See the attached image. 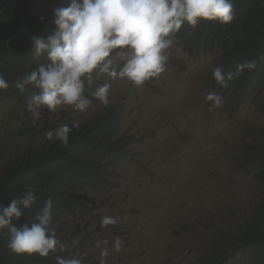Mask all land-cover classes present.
Segmentation results:
<instances>
[{
  "label": "rangeland",
  "instance_id": "rangeland-1",
  "mask_svg": "<svg viewBox=\"0 0 264 264\" xmlns=\"http://www.w3.org/2000/svg\"><path fill=\"white\" fill-rule=\"evenodd\" d=\"M2 1L13 11H23L29 21L42 17L47 26L52 25L53 10L69 4ZM177 37L163 74L143 86L103 75L100 86L111 85L109 102L85 91L92 103L83 113L70 107L41 109L35 119L27 105L3 101L0 144L23 143L31 130V139L41 142L39 133L47 125L62 123L65 114L72 123L87 126L109 111L117 119L115 137L129 136L135 142L126 164L113 177L116 189L91 193L92 206L98 208L95 215L66 217L56 226L67 257L80 258L83 264H193L208 248L217 247L208 243L218 229L232 228L261 200L263 185L238 165V159L248 155L244 144L255 145L264 133L257 103L261 100L242 105L240 93L230 84H215L212 69L222 66L221 54L194 59L179 48ZM96 78L102 76L94 74ZM209 92L221 97L219 106L205 99ZM24 127L30 130L22 136ZM249 168L253 175V161ZM105 218L114 223H103ZM243 250L228 264H253L250 249ZM169 257L173 262L165 263Z\"/></svg>",
  "mask_w": 264,
  "mask_h": 264
},
{
  "label": "trees",
  "instance_id": "trees-1",
  "mask_svg": "<svg viewBox=\"0 0 264 264\" xmlns=\"http://www.w3.org/2000/svg\"><path fill=\"white\" fill-rule=\"evenodd\" d=\"M20 12L23 11H13L0 0V77L9 85L0 90V110L5 100H17L27 105V99L38 94L39 90L31 85L21 91L15 82L47 59L46 53L39 57L32 53L31 38L47 35L53 24L47 26L42 17L29 21L27 14ZM177 35L179 48L191 53L194 59L221 53L222 67L234 73L227 84L240 93L242 105L248 104L249 100L254 103V99H261L257 103L264 116V0H234L231 24L202 20L195 27L185 25ZM248 60H255L256 68L235 75L237 64ZM101 76L93 79L91 86L86 82L85 91L95 92L103 83L104 77ZM65 117L62 123L55 122L49 128L47 125L39 133L41 142L31 139L34 134L31 130L23 143L0 144V206L7 207L14 198H21L28 186L36 190L33 207L22 211L21 218L13 222L18 228L24 224L31 226L36 213L43 209L49 197L53 201L51 229L55 230L66 217H93L98 208L92 206L91 193L114 191L118 186L113 182L116 170L131 156L135 142L129 136L115 137L118 125L113 111L100 115L87 126L72 128L68 147L55 139L49 141L45 136L46 132L62 125L71 128L75 124L69 113ZM27 130L30 129L22 128L20 134L23 136ZM244 150L248 155L238 159L240 171L259 179L264 186V133L255 145L245 143ZM252 161L256 170L253 175L249 171ZM57 238L65 250L40 258L15 254L8 247L6 230L0 231V264H57L58 256H68L66 244L61 237ZM208 244L217 247L208 248L195 264H226L244 247L250 249L255 264H264V194L232 229H218Z\"/></svg>",
  "mask_w": 264,
  "mask_h": 264
},
{
  "label": "clouds",
  "instance_id": "clouds-1",
  "mask_svg": "<svg viewBox=\"0 0 264 264\" xmlns=\"http://www.w3.org/2000/svg\"><path fill=\"white\" fill-rule=\"evenodd\" d=\"M202 20L231 24L234 20V0H69L68 6L53 10V27L47 31L48 34L31 38L32 53L36 57L46 53L47 62L26 73L15 82V86L21 91L26 85L39 90L38 94L27 99L28 111L35 119L39 118L41 109L54 111L70 107L83 113L92 103L84 93L85 83L89 86L93 83V74L97 77L127 78L136 86H143L166 71L169 49L181 29L185 25L195 27ZM255 68V60L244 61L237 64L235 75ZM212 75L215 84L226 87L234 73L216 66ZM8 87L7 81L0 77V90ZM110 88L111 85L106 82L91 95L107 104ZM205 99L214 107L221 102V97L215 92L207 93ZM258 100L256 98L254 102ZM249 103L255 104L250 100ZM75 127L78 123L71 128L62 125L46 132L45 136L49 141L55 139L68 147L70 133ZM243 173L249 177L246 172ZM35 201L36 190L28 186L21 198H14L7 207L0 206V231L6 230L8 247L15 254L47 258L50 253L65 250L55 230L49 227L52 198L44 202L43 209L36 213L31 226L24 224L18 228L13 223L21 218L22 211L31 209ZM235 214L236 211L232 216ZM103 223L114 221L105 218ZM198 250L199 246L196 252ZM241 252L245 251L238 250L226 264ZM248 253L255 264L251 251ZM57 264L83 262L75 256H58Z\"/></svg>",
  "mask_w": 264,
  "mask_h": 264
},
{
  "label": "water",
  "instance_id": "water-1",
  "mask_svg": "<svg viewBox=\"0 0 264 264\" xmlns=\"http://www.w3.org/2000/svg\"><path fill=\"white\" fill-rule=\"evenodd\" d=\"M262 197H263V195H262Z\"/></svg>",
  "mask_w": 264,
  "mask_h": 264
}]
</instances>
